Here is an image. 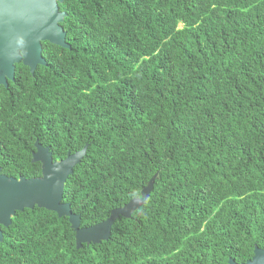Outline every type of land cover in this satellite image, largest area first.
<instances>
[{"label": "trees", "instance_id": "obj_1", "mask_svg": "<svg viewBox=\"0 0 264 264\" xmlns=\"http://www.w3.org/2000/svg\"><path fill=\"white\" fill-rule=\"evenodd\" d=\"M69 47L42 41L0 85V165L41 175L86 152L62 201L108 239L75 245L65 216L17 210L0 264H227L264 248V0H63Z\"/></svg>", "mask_w": 264, "mask_h": 264}, {"label": "water", "instance_id": "obj_2", "mask_svg": "<svg viewBox=\"0 0 264 264\" xmlns=\"http://www.w3.org/2000/svg\"><path fill=\"white\" fill-rule=\"evenodd\" d=\"M63 0H0V85L7 87L14 79L15 63L22 62L33 73L37 65H45L42 41L68 48L66 32L61 21L66 15L59 10ZM32 162H39L41 175L34 177H11L0 174V224L7 226L17 210L35 205L65 216L74 231L75 245L97 243L108 239L113 222L119 216L129 217L144 202L152 188V179L141 190L139 197L130 199L123 206L113 208L109 216L93 225L81 227L80 217L72 212L70 203L62 201L64 182L73 173L87 148L67 152L54 160L49 146L34 142ZM0 229V241L2 240ZM227 264H264V248L255 245L248 260L237 263L229 258Z\"/></svg>", "mask_w": 264, "mask_h": 264}, {"label": "flooded vegetation", "instance_id": "obj_3", "mask_svg": "<svg viewBox=\"0 0 264 264\" xmlns=\"http://www.w3.org/2000/svg\"><path fill=\"white\" fill-rule=\"evenodd\" d=\"M35 147V146H34ZM35 150V149H34ZM32 153V152H31ZM0 174H2V175H5V176H11V175H7L4 171H3V167H2V165H0ZM19 176H21V175H19ZM18 176V177H19ZM11 177H13V176H11ZM17 177V178H18ZM24 177V176H23ZM13 216V215H12ZM11 216V217H12ZM66 219H67V217H66ZM10 224H11V218H10V223L7 225V226H4V225H2V224H0V229H1V232H2V235H3V231L5 230V229H7L9 226H10ZM2 239H3V236H2ZM2 241V240H1Z\"/></svg>", "mask_w": 264, "mask_h": 264}]
</instances>
